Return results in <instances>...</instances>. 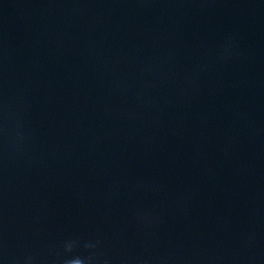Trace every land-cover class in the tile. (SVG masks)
I'll list each match as a JSON object with an SVG mask.
<instances>
[{"label": "water", "instance_id": "water-1", "mask_svg": "<svg viewBox=\"0 0 264 264\" xmlns=\"http://www.w3.org/2000/svg\"><path fill=\"white\" fill-rule=\"evenodd\" d=\"M0 264H264V0H0Z\"/></svg>", "mask_w": 264, "mask_h": 264}]
</instances>
